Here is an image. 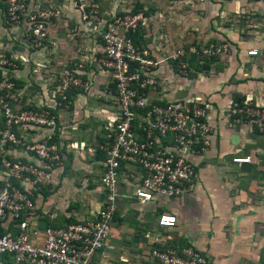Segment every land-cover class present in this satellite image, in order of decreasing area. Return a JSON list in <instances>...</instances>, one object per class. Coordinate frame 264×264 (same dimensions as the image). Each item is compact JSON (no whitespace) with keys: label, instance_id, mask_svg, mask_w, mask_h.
Masks as SVG:
<instances>
[{"label":"crops","instance_id":"0c3cea01","mask_svg":"<svg viewBox=\"0 0 264 264\" xmlns=\"http://www.w3.org/2000/svg\"><path fill=\"white\" fill-rule=\"evenodd\" d=\"M2 1L0 53L15 63L11 73L15 100L26 108L41 102L50 77L67 63H76L81 48L98 53L100 47L95 39L84 36L77 13L66 0H31L30 10L55 6L61 11L59 20L49 28V48L33 49L23 35L25 23L17 29L4 26ZM91 1L105 13L138 4L153 17V22L143 28L141 41L164 71L159 78L160 95L166 99L194 96L207 102L212 127L208 150L191 158L195 168L193 190L170 201L139 204L120 199L114 234L96 253L94 263L155 264L146 251L161 241L177 248L190 246L208 264H264V133L226 124L231 100L251 99L264 106V60L245 54L250 49L264 54V15L259 10L264 0ZM222 42L229 45L225 54L189 65L204 68L190 74L191 83L183 89L171 56L189 47ZM168 67L170 72H166ZM88 76L93 87L88 94L73 96L72 122L61 118L67 129L62 138L66 142L61 144L62 165L53 172L48 190L33 193V217L36 223L44 221L45 227L90 219L102 201L100 157L89 150L99 143L102 132L105 113L95 98L103 80L98 74ZM70 126L75 130H68ZM42 134L39 130L23 132L28 140ZM10 154L27 157L22 150L14 149ZM233 155H249L251 160L234 165L230 163ZM129 190L130 186L122 185V193ZM136 207L140 209L134 210ZM163 211L175 216L173 228L156 226V216ZM3 264H10V259H4Z\"/></svg>","mask_w":264,"mask_h":264},{"label":"built area","instance_id":"2783aa9c","mask_svg":"<svg viewBox=\"0 0 264 264\" xmlns=\"http://www.w3.org/2000/svg\"><path fill=\"white\" fill-rule=\"evenodd\" d=\"M30 1L3 0V24L17 29L25 23L22 31L29 46L47 49L51 43L49 28L59 20L61 11L55 6L30 10ZM66 2L77 13L84 36L95 39L100 49L91 53L81 48L76 63H67L50 77L41 102L26 108L17 105L11 74L16 66L0 53V264L4 259H10V264H95L94 257L105 246L119 200L139 204L170 201L192 191L195 168L191 158L210 146V105L194 96L166 99L159 93L164 71L141 41L143 28L153 22V17L134 4L120 12L105 13L91 0ZM259 10L264 15V2ZM228 48L222 42L177 51L171 56L177 66L174 72L177 77L188 78L192 72L187 67L188 57L202 63L225 54ZM245 54L264 60V54L255 49ZM92 73L103 80L95 98L105 113L102 132L99 143L89 150L100 157L102 201L90 219L40 231L33 217V193L48 190L53 172L62 165L61 144L66 142L62 138L67 129L61 118L72 122L73 96L91 91L88 75ZM227 118V127L242 125L264 133V106L251 99L231 100ZM27 130L43 134L28 140L23 136ZM14 149L27 157L11 155ZM250 158L233 155L230 163L248 164ZM123 184L130 186L127 193L121 192ZM175 224L176 218L169 212L156 216V226L162 230ZM146 255L155 264H208L190 246L177 248L161 241Z\"/></svg>","mask_w":264,"mask_h":264},{"label":"trees","instance_id":"16d2710c","mask_svg":"<svg viewBox=\"0 0 264 264\" xmlns=\"http://www.w3.org/2000/svg\"><path fill=\"white\" fill-rule=\"evenodd\" d=\"M134 8H141V6L138 5V4H136L134 6ZM2 9L4 10V7H2ZM145 13L146 14H149L147 11ZM186 62H187V67H189V65H193V64L197 63V61L194 59L193 56L188 57L187 60H186ZM189 68L192 70V72H191V74H192L193 72H195L197 70H200V69H202L204 67H189Z\"/></svg>","mask_w":264,"mask_h":264},{"label":"rangeland","instance_id":"374dc122","mask_svg":"<svg viewBox=\"0 0 264 264\" xmlns=\"http://www.w3.org/2000/svg\"><path fill=\"white\" fill-rule=\"evenodd\" d=\"M179 80H180V82H182L181 83V87L183 88V89H186L185 87H187L188 88V86H189V84L191 83V82H188V80H189V78H179ZM180 85V84H179ZM92 109H94L93 107H90V110H92ZM140 208L139 207H136L134 210H139ZM115 231V229H114V227H113V223H112V225H111V230H110V233H109V236L108 237H110V235H111V233H113ZM114 234V233H113Z\"/></svg>","mask_w":264,"mask_h":264},{"label":"water","instance_id":"95a60500","mask_svg":"<svg viewBox=\"0 0 264 264\" xmlns=\"http://www.w3.org/2000/svg\"><path fill=\"white\" fill-rule=\"evenodd\" d=\"M37 228L40 230V231H44L45 229V222L44 221H38L37 223ZM135 240V239H134Z\"/></svg>","mask_w":264,"mask_h":264}]
</instances>
